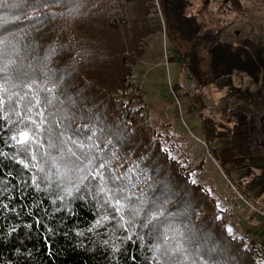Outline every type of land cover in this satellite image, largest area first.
Listing matches in <instances>:
<instances>
[{
  "label": "trees",
  "instance_id": "trees-1",
  "mask_svg": "<svg viewBox=\"0 0 264 264\" xmlns=\"http://www.w3.org/2000/svg\"><path fill=\"white\" fill-rule=\"evenodd\" d=\"M163 3L169 39L188 72L206 75L201 85L233 74L260 84L262 67L248 46L203 28L191 0ZM155 6L0 4V18L10 21L0 37L12 42L0 66L15 61L0 74V264H261L228 233L209 189L192 179L199 165L187 169L171 154L167 135L147 119L143 94L132 95L134 66L148 38L163 29L151 14ZM182 45L189 48L182 52ZM200 46L210 54L205 69L191 57ZM25 54L26 67L18 66ZM173 89L182 91L180 84ZM21 131L30 144L17 142ZM72 140L95 145L88 158L94 163L79 160L83 173L71 171L68 150L80 156ZM104 159L108 166L97 169ZM125 175L135 187L117 205L108 190L126 183L114 180Z\"/></svg>",
  "mask_w": 264,
  "mask_h": 264
},
{
  "label": "rangeland",
  "instance_id": "rangeland-1",
  "mask_svg": "<svg viewBox=\"0 0 264 264\" xmlns=\"http://www.w3.org/2000/svg\"><path fill=\"white\" fill-rule=\"evenodd\" d=\"M163 1L155 0L151 13L159 16L163 29L148 38L134 66L132 95L143 94L147 119L167 135L164 144L171 154L187 169L199 165L192 179L215 197L228 233L264 264V0H191L189 11L203 28L248 46L262 67L260 84L233 74L206 86L201 85L206 75L188 72L179 60L167 34ZM188 48L182 45L181 51ZM27 57L18 66L26 67ZM191 57L207 68L206 47L193 49ZM178 84L180 93L173 89ZM255 243L261 255L255 253Z\"/></svg>",
  "mask_w": 264,
  "mask_h": 264
},
{
  "label": "snow or ice",
  "instance_id": "snow-or-ice-1",
  "mask_svg": "<svg viewBox=\"0 0 264 264\" xmlns=\"http://www.w3.org/2000/svg\"><path fill=\"white\" fill-rule=\"evenodd\" d=\"M4 3V0H0V4ZM16 19H19V17H16ZM10 23V21L7 19V18H0V30L2 31H7V28L6 26ZM12 42L10 40H8L7 36H3V37H0V60H3L5 54H6V49L9 45H11ZM14 47V46H13ZM15 50V49H14ZM15 61L14 60H8L6 61L3 66H0V74H3V73H6L7 72V68H8V65L10 64H14ZM25 75H27V73H24ZM0 78H3V77H0ZM46 91L48 92H51L52 89H46ZM40 100H36V104L39 105L40 104ZM48 103H51V101L49 100ZM85 127H89L88 125H85ZM13 139H16L15 137ZM86 139H88L89 141H91L92 137H86ZM32 140V137L30 136V134L28 132H25V131H21L19 133V139L17 140V142L21 145H28L30 144ZM71 143L73 145H75L77 147V149L80 151V156L78 157L77 156V153L76 151H73L72 149H69L68 150V153H69V156L70 158H75V160H71L70 159V163L72 164V169L71 170H74L76 172H80V173H83L84 169L81 168L79 166V160L81 158L85 159V160H88L89 156H91V152H92V149L95 147L94 144H90V145H85L83 142H80L79 144H77V142L75 140H72ZM25 151H27V149L25 148L24 149ZM95 161V157H93L91 160H88V162L91 164V163H94ZM109 164V161L107 159H104L102 160L101 163H99L98 165H96L97 169H104L108 166ZM100 176H103L104 174L101 172V173H98ZM81 183L83 182L84 179H87L86 176L84 175H81L79 177ZM114 180H117V181H126V183H122L121 186L119 188H115V189H109L108 191L112 192L113 193V196L109 197V199H115V203L117 205L120 204V200L121 198L123 199H127L128 197L125 195V193L127 192V190L130 188V187H135V185L131 184V179L130 177L128 176H123V177H120V176H117V177H114ZM101 192H104L105 189L104 188H101L100 189ZM116 193H119L120 195L117 196ZM117 211H120L119 208H117Z\"/></svg>",
  "mask_w": 264,
  "mask_h": 264
},
{
  "label": "built area",
  "instance_id": "built-area-1",
  "mask_svg": "<svg viewBox=\"0 0 264 264\" xmlns=\"http://www.w3.org/2000/svg\"><path fill=\"white\" fill-rule=\"evenodd\" d=\"M167 58V57H166Z\"/></svg>",
  "mask_w": 264,
  "mask_h": 264
}]
</instances>
